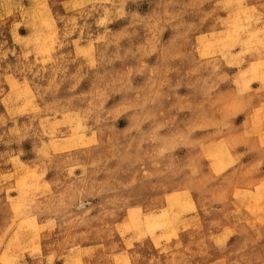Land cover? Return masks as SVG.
Wrapping results in <instances>:
<instances>
[{
    "label": "rangeland",
    "instance_id": "1",
    "mask_svg": "<svg viewBox=\"0 0 264 264\" xmlns=\"http://www.w3.org/2000/svg\"><path fill=\"white\" fill-rule=\"evenodd\" d=\"M0 264H264V0H0Z\"/></svg>",
    "mask_w": 264,
    "mask_h": 264
}]
</instances>
